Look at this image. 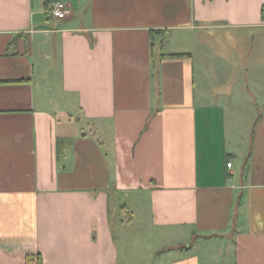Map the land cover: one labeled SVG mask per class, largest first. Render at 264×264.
I'll use <instances>...</instances> for the list:
<instances>
[{
	"label": "crops",
	"instance_id": "1",
	"mask_svg": "<svg viewBox=\"0 0 264 264\" xmlns=\"http://www.w3.org/2000/svg\"><path fill=\"white\" fill-rule=\"evenodd\" d=\"M59 1L0 0V264H264V0Z\"/></svg>",
	"mask_w": 264,
	"mask_h": 264
},
{
	"label": "rangeland",
	"instance_id": "2",
	"mask_svg": "<svg viewBox=\"0 0 264 264\" xmlns=\"http://www.w3.org/2000/svg\"><path fill=\"white\" fill-rule=\"evenodd\" d=\"M218 43L219 44H221V48L220 49H222V51H225V50H227V48H229V45H228V42L226 41V39H225V37L224 36H219V39H218ZM244 43V42H243ZM243 43H240V46H238V47H240V50H245V48L246 49H249L248 48V46L246 47V45L245 44H247V42L244 44V46H243ZM253 44V43H252ZM256 44H257V42H256ZM255 45V44H254ZM219 46V45H218ZM243 46V47H242ZM246 58H250L249 60H251L252 58L251 57H246ZM251 63V62H250ZM211 252H212V250H211V248H209L207 251H205V253L204 252H202V253H204V254H202L203 256H202V260H201V264H226V259H223L222 261H220V260H215V259H212L211 257L210 258H208V254L210 253L211 254ZM213 252H215V250L213 251Z\"/></svg>",
	"mask_w": 264,
	"mask_h": 264
},
{
	"label": "built area",
	"instance_id": "3",
	"mask_svg": "<svg viewBox=\"0 0 264 264\" xmlns=\"http://www.w3.org/2000/svg\"><path fill=\"white\" fill-rule=\"evenodd\" d=\"M65 5L62 1H55L50 5L49 13L55 18L61 19L65 17ZM231 163H227V167H230Z\"/></svg>",
	"mask_w": 264,
	"mask_h": 264
},
{
	"label": "trees",
	"instance_id": "4",
	"mask_svg": "<svg viewBox=\"0 0 264 264\" xmlns=\"http://www.w3.org/2000/svg\"><path fill=\"white\" fill-rule=\"evenodd\" d=\"M55 1H58V0H44V10L47 14H50L49 13V10H50V5L55 2ZM58 156L61 155V150H59L58 148ZM27 259V262L29 263L30 262V257H26ZM36 264H41V258L39 255H37V261H36Z\"/></svg>",
	"mask_w": 264,
	"mask_h": 264
}]
</instances>
